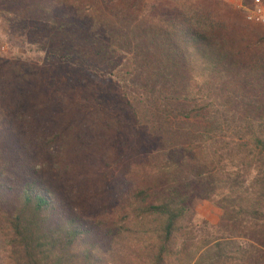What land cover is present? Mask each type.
Returning <instances> with one entry per match:
<instances>
[{"label": "trees", "instance_id": "obj_1", "mask_svg": "<svg viewBox=\"0 0 264 264\" xmlns=\"http://www.w3.org/2000/svg\"><path fill=\"white\" fill-rule=\"evenodd\" d=\"M0 264H264V28L224 0H0Z\"/></svg>", "mask_w": 264, "mask_h": 264}, {"label": "rangeland", "instance_id": "obj_2", "mask_svg": "<svg viewBox=\"0 0 264 264\" xmlns=\"http://www.w3.org/2000/svg\"><path fill=\"white\" fill-rule=\"evenodd\" d=\"M229 4V3H228ZM231 5V4H230ZM234 11L240 13L243 16L244 21L246 22L244 15L233 5H231ZM193 209L195 211L194 222L197 224L202 223L204 220L208 221L211 225H216L223 214V210L215 205L211 200L206 199H195L193 202Z\"/></svg>", "mask_w": 264, "mask_h": 264}, {"label": "built area", "instance_id": "obj_3", "mask_svg": "<svg viewBox=\"0 0 264 264\" xmlns=\"http://www.w3.org/2000/svg\"><path fill=\"white\" fill-rule=\"evenodd\" d=\"M243 13L246 22L264 28V0H224Z\"/></svg>", "mask_w": 264, "mask_h": 264}]
</instances>
